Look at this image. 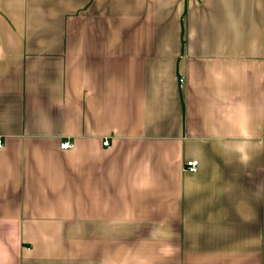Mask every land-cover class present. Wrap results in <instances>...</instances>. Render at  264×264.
<instances>
[{"label": "crops", "instance_id": "0c3cea01", "mask_svg": "<svg viewBox=\"0 0 264 264\" xmlns=\"http://www.w3.org/2000/svg\"><path fill=\"white\" fill-rule=\"evenodd\" d=\"M0 139V264H264V0H0Z\"/></svg>", "mask_w": 264, "mask_h": 264}, {"label": "built area", "instance_id": "2783aa9c", "mask_svg": "<svg viewBox=\"0 0 264 264\" xmlns=\"http://www.w3.org/2000/svg\"><path fill=\"white\" fill-rule=\"evenodd\" d=\"M184 77H182L180 79L181 82H183ZM104 144H108V139H104L103 141ZM2 140L0 139V147H2ZM73 146V142L70 140H63L60 142V147L62 149H67V148H71ZM198 168V160L197 159H191V160H187L185 165H184V169L189 170V171H196Z\"/></svg>", "mask_w": 264, "mask_h": 264}]
</instances>
